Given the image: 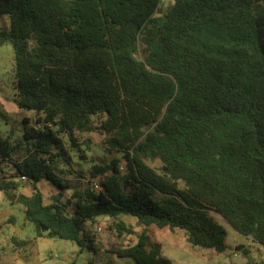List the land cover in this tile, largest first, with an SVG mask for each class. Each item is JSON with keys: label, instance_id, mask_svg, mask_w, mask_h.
Wrapping results in <instances>:
<instances>
[{"label": "trees", "instance_id": "1", "mask_svg": "<svg viewBox=\"0 0 264 264\" xmlns=\"http://www.w3.org/2000/svg\"><path fill=\"white\" fill-rule=\"evenodd\" d=\"M161 3L0 0V16L11 19L0 45L14 48L15 100L35 113V123L24 119L23 140L0 141V191L24 206L39 237L81 248L87 223L102 217L119 220L120 235L132 233L123 216L223 252L220 218L264 246V0H176L163 15ZM89 134L121 156L95 164L89 186L64 203L71 187L55 164L72 162L69 151ZM21 149L27 155L14 161ZM44 179L60 188L56 202L39 190ZM117 255L171 264L146 233Z\"/></svg>", "mask_w": 264, "mask_h": 264}, {"label": "rangeland", "instance_id": "2", "mask_svg": "<svg viewBox=\"0 0 264 264\" xmlns=\"http://www.w3.org/2000/svg\"><path fill=\"white\" fill-rule=\"evenodd\" d=\"M176 0H162L158 14L163 15ZM11 29L10 16H0V31L9 32ZM143 59L140 50L139 56ZM15 53L11 43L0 45V141L12 137V141H21L25 134V118L34 119L33 111L21 110L15 100ZM37 128L33 123L29 128ZM80 139L79 148L69 151L72 162L58 159L55 171L60 176L63 184L71 187L66 190L62 201L66 203L76 190H85L89 185L90 171L95 164L108 165L112 160L120 158L117 152L105 150V139L99 134L84 136ZM91 141L90 149L84 146L87 140ZM65 147L70 150L68 136L63 138ZM27 155L25 149L14 153L13 160L21 161ZM85 155L86 160L81 156ZM149 165L159 170L161 162L148 161ZM125 167V162L121 161ZM8 173L13 174V167L8 168ZM39 190L47 203L56 202L55 198L60 188L48 179L38 184ZM22 192L31 193L27 184ZM75 210L74 204L69 209ZM12 219V220H10ZM124 221L132 233L122 232L120 235L115 229L119 220L108 217L99 218L95 223H87L88 238L84 247L76 243L58 238H50L46 234L38 236L34 223L25 216V208L21 204H11L0 191V264H136L133 260L120 258L118 251L134 246L139 238L146 233L153 242L162 246L163 256L171 264H264V246L235 232L220 218L218 222L227 231L226 249L223 252L205 250L191 246L184 231L176 229L145 226L137 219L123 216ZM101 229L98 232L97 229ZM18 240H31L28 246H16L12 238Z\"/></svg>", "mask_w": 264, "mask_h": 264}, {"label": "built area", "instance_id": "3", "mask_svg": "<svg viewBox=\"0 0 264 264\" xmlns=\"http://www.w3.org/2000/svg\"><path fill=\"white\" fill-rule=\"evenodd\" d=\"M93 186H94L95 190H97V191L100 190V185L98 183L94 182ZM97 231L101 232L102 230L99 228V229H97Z\"/></svg>", "mask_w": 264, "mask_h": 264}]
</instances>
